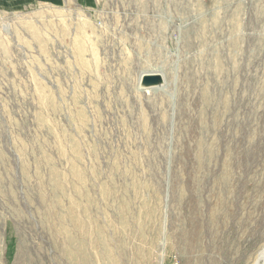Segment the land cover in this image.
Listing matches in <instances>:
<instances>
[{
	"label": "rangeland",
	"instance_id": "374dc122",
	"mask_svg": "<svg viewBox=\"0 0 264 264\" xmlns=\"http://www.w3.org/2000/svg\"><path fill=\"white\" fill-rule=\"evenodd\" d=\"M0 264H264V0H2Z\"/></svg>",
	"mask_w": 264,
	"mask_h": 264
},
{
	"label": "water",
	"instance_id": "95a60500",
	"mask_svg": "<svg viewBox=\"0 0 264 264\" xmlns=\"http://www.w3.org/2000/svg\"><path fill=\"white\" fill-rule=\"evenodd\" d=\"M140 82L144 87H156L163 84L164 78L159 72H147L141 75Z\"/></svg>",
	"mask_w": 264,
	"mask_h": 264
},
{
	"label": "crops",
	"instance_id": "0c3cea01",
	"mask_svg": "<svg viewBox=\"0 0 264 264\" xmlns=\"http://www.w3.org/2000/svg\"><path fill=\"white\" fill-rule=\"evenodd\" d=\"M2 6V0H0V7Z\"/></svg>",
	"mask_w": 264,
	"mask_h": 264
},
{
	"label": "bare ground",
	"instance_id": "6f19581e",
	"mask_svg": "<svg viewBox=\"0 0 264 264\" xmlns=\"http://www.w3.org/2000/svg\"><path fill=\"white\" fill-rule=\"evenodd\" d=\"M263 258V257H262Z\"/></svg>",
	"mask_w": 264,
	"mask_h": 264
}]
</instances>
